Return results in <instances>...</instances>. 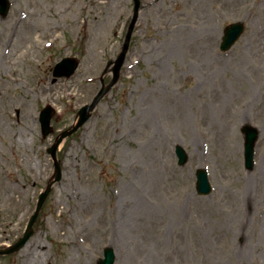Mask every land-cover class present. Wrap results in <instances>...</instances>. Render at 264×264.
Instances as JSON below:
<instances>
[{
	"label": "rangeland",
	"instance_id": "obj_1",
	"mask_svg": "<svg viewBox=\"0 0 264 264\" xmlns=\"http://www.w3.org/2000/svg\"><path fill=\"white\" fill-rule=\"evenodd\" d=\"M11 2L0 15V132L11 134L0 135V244L23 235L53 173L47 149L101 78L111 82L103 73L134 12V0ZM141 3L119 83L60 147L63 178L35 235L0 264H99L108 247L115 264H264V0ZM233 23L244 32L223 52ZM65 57L80 66L56 80ZM47 104L58 116L43 139ZM246 125L260 135L253 171L244 165ZM199 168L209 173V196L196 189Z\"/></svg>",
	"mask_w": 264,
	"mask_h": 264
},
{
	"label": "water",
	"instance_id": "obj_2",
	"mask_svg": "<svg viewBox=\"0 0 264 264\" xmlns=\"http://www.w3.org/2000/svg\"><path fill=\"white\" fill-rule=\"evenodd\" d=\"M10 8L9 0H0V13L3 16H6ZM140 10V2L139 0H135V12L134 17L132 19L126 41L122 50L121 55L119 56L116 62H109V67L115 65L113 68L114 78L112 82L102 89V91L98 94L91 105L83 107L78 116L77 123L67 131H64L56 140V143L53 147H51L48 152L51 154L54 163H55V172L53 177L50 179L46 190L41 193L39 197V202L36 208L35 213L31 217L27 229L24 235L11 247L6 249H0V255H10L20 251L25 245L28 243L29 239L35 234L34 225L41 213V210L52 190L53 185L62 179V170L61 164L57 158V150L59 145L73 133H75L80 127H82L92 116V112L100 102V100L109 92V90L114 87L120 78L121 67L125 61L127 52L129 50V44L131 41V36L137 22L138 13ZM244 31V26L241 23L232 24L231 26L225 29V34L222 43V49L228 50L241 36ZM78 62L75 60H64L61 64H59L55 70V76H70L74 70L77 68ZM53 116V111L50 109L44 110L41 117V123L43 127V135L46 137L49 133L52 132V128L50 127L51 118ZM243 133L245 135V166L248 170H252L254 168V156H255V144L259 137V132L257 129L251 126H245L243 129ZM176 154L179 158V165L184 166L187 164L189 157L186 151L181 146H177ZM197 190L200 195H209L212 191L211 185L209 183L208 174L205 170L199 169L197 171ZM115 253L112 248L105 249V259L100 260V264H114L115 263Z\"/></svg>",
	"mask_w": 264,
	"mask_h": 264
},
{
	"label": "bare ground",
	"instance_id": "obj_3",
	"mask_svg": "<svg viewBox=\"0 0 264 264\" xmlns=\"http://www.w3.org/2000/svg\"><path fill=\"white\" fill-rule=\"evenodd\" d=\"M240 2H241V4H242V3L245 2V0H240ZM3 126H4V124H3ZM5 129H6V128H5ZM5 129H4V131H1V132H0V135L6 136V137H10V136H11L10 132H9L8 130H5ZM19 136H20V137L18 138V140H19V141H18L19 144H23V146H25V145L27 144V142H28L27 137H26L22 132L19 134ZM263 161H264V160H263ZM263 163H264V162H263ZM13 189H15V188H13ZM13 189H12V190H13ZM127 225H128V223L124 225V228H125V227L127 228ZM36 247H38V251L41 252V246L36 245ZM38 251H35V252L33 253V259H34L35 262H38L39 259H40V252H38Z\"/></svg>",
	"mask_w": 264,
	"mask_h": 264
}]
</instances>
